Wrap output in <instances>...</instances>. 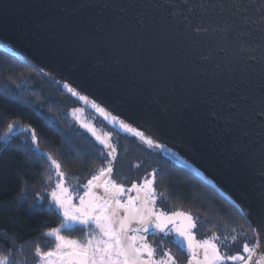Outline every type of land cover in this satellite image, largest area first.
Listing matches in <instances>:
<instances>
[{
	"label": "water",
	"instance_id": "obj_1",
	"mask_svg": "<svg viewBox=\"0 0 264 264\" xmlns=\"http://www.w3.org/2000/svg\"><path fill=\"white\" fill-rule=\"evenodd\" d=\"M262 4L0 0V51L46 77L117 133L215 190L251 226L255 251L249 264H258L264 255ZM241 9L256 23L244 20ZM92 135L112 152L109 137ZM92 191L99 194L100 188ZM177 240L188 248L186 238L178 234ZM197 251L203 259V249Z\"/></svg>",
	"mask_w": 264,
	"mask_h": 264
},
{
	"label": "trees",
	"instance_id": "obj_2",
	"mask_svg": "<svg viewBox=\"0 0 264 264\" xmlns=\"http://www.w3.org/2000/svg\"><path fill=\"white\" fill-rule=\"evenodd\" d=\"M72 100L46 77L0 51V259L6 257L7 264H38V247L43 252L55 248L48 233L65 219L51 195L61 181L52 161L60 165L64 187L72 196L77 179L86 182L89 172L104 161L95 142L71 130L65 110ZM125 138L127 150L147 151L135 139ZM153 154L162 161L156 183L164 201L173 200L177 209L192 217L197 238L217 242L221 252L254 246L251 226L224 198L160 153ZM138 165L133 159L125 163L128 171ZM92 232L88 224H73L59 233L84 242ZM153 248L160 255L156 258H172L175 264H188L191 258L177 239L156 240Z\"/></svg>",
	"mask_w": 264,
	"mask_h": 264
},
{
	"label": "snow or ice",
	"instance_id": "obj_3",
	"mask_svg": "<svg viewBox=\"0 0 264 264\" xmlns=\"http://www.w3.org/2000/svg\"><path fill=\"white\" fill-rule=\"evenodd\" d=\"M235 7L240 8L239 5ZM261 8L264 9V4L261 5ZM243 11L241 9L242 18L249 24H255L256 21L243 15ZM260 19L264 22V15ZM261 31L264 33V23L261 25ZM248 35L251 33L249 32ZM261 38L264 39V35ZM81 99H85V97H81ZM100 111L103 110L100 109ZM123 127L129 131H135L127 124H124ZM136 135L144 138L143 133L136 132ZM97 139L100 138L97 137ZM32 140L36 141L34 132ZM147 143L151 145L153 141L148 139ZM106 146L111 147L110 145ZM114 151L115 149H112V152ZM52 164L55 165L59 176L63 177L64 173L59 171L60 165L55 160L52 161ZM111 172L112 165L109 161L106 169L102 168L99 175L93 176L88 181L85 186L87 191L84 196L79 197V205L72 203V194L69 193L68 188L64 187L63 180L56 184L51 195L56 204L63 209L65 224L61 227H72L75 223L81 225L94 223L98 233L94 230L87 241L81 243L60 235V229H52L48 235L55 236L57 241L55 250L43 252L39 247L36 249V255L43 264H170V258L168 260H153V249L139 233L147 232L149 226L153 224L163 231L168 223L175 226L177 218H183V221H186V223L175 227V231L187 240L188 249L192 252V260L189 261V264H192L193 261L195 264H220L223 260H241L243 264H249L253 260L255 249L249 248L247 244L243 248V251L248 253L245 259L240 255L222 256L217 245L211 240H195L191 230L196 225L192 217L186 213L173 212L171 215H166L164 212L153 211L152 205L156 195L152 187V180H145L139 187L133 184L132 189L137 192V196L129 197L126 203H121L119 197L121 193L125 192L124 187L109 179H101ZM94 187L103 188L104 195L94 193L92 191ZM120 209L124 210L123 216L119 214ZM133 223L136 224V227H132ZM129 232L132 235H129ZM198 249H203V259H198ZM144 253L147 254V259H144ZM0 264H7V258L0 259ZM258 264H264V255H261Z\"/></svg>",
	"mask_w": 264,
	"mask_h": 264
},
{
	"label": "flooded vegetation",
	"instance_id": "obj_4",
	"mask_svg": "<svg viewBox=\"0 0 264 264\" xmlns=\"http://www.w3.org/2000/svg\"><path fill=\"white\" fill-rule=\"evenodd\" d=\"M73 102H70L69 106L67 105L66 110L68 114L69 119V126L72 131H79L83 133L87 138L88 141L95 142V138L93 137L92 133L95 134L100 139H105L107 137L110 138L113 149H115L114 154L115 155H109L101 146H99L97 143L96 145L102 149L103 155H104V161L99 164V166L94 167L91 172H89V177L86 180V182L81 183L79 179H77V183L75 186V191L72 196V203L79 205V197L83 196L85 192L87 191V188L85 187L89 180L92 179L93 176L99 175L100 170L102 168H107L109 161H111L112 165V172L111 174H108L106 176V179H109L111 181H114L118 185H122L125 189V192L120 194V200L121 203H126L129 197H136L134 189H132V185L136 184L138 187L143 185L145 180H152L153 184L152 187L155 191L156 199L154 204L152 205L153 211L155 212H164L166 215H171L173 212H182L179 209L176 208V205L174 204L173 200H169V203L167 201H164L163 192L161 188L159 187V184L156 183L157 175L161 169L162 161L159 160V158L154 157L156 155L153 154V151H131L130 149L127 150L126 148H129V141L125 138L124 135H121L111 129L104 121H102L99 117H97L91 110L81 105L78 101L75 99L72 100ZM87 125V127H85ZM124 149V151L122 150ZM152 152V153H151ZM153 157V158H152ZM128 159L137 160L139 163V167L131 169V171H128V168L125 167V163ZM52 164V163H51ZM79 180V181H78ZM132 189V190H130ZM130 190V191H129ZM99 195H104L103 188H100ZM63 213V209H61ZM188 215V214H187ZM79 224V223H75ZM88 226L94 231L98 233V229H96V226L94 223H89ZM180 226L179 223H175V226L173 224L167 225L163 231H161L158 228L149 227L147 232H140L139 235H142L144 237V240L147 244L151 246L152 249L153 245L156 240L159 239H177L178 233L175 231V227ZM194 235V229L191 230ZM132 235V233H131ZM196 235V234H195ZM195 240L197 241H203V240H211L207 237L197 238L195 236ZM197 238V239H196ZM255 240V238H254ZM212 241V240H211ZM217 245V242L212 241ZM181 244V243H180ZM182 248H187L182 246ZM218 248V245H217ZM244 248V247H243ZM243 248L240 249V251L233 252L232 249L224 250L225 252H220L222 256H232V255H240L243 257H246L247 253L243 251ZM154 251V255L152 257L153 260H158L162 258H156V256L160 257L158 252L156 250ZM191 252V251H190ZM167 254L164 256L166 257ZM144 259H147V254H143ZM163 256V257H164ZM165 260H168L164 258ZM192 259V256L190 260ZM189 260V261H190ZM188 261V263H189ZM239 260L232 261V260H223L220 262V264H236ZM170 264H175V260L170 258Z\"/></svg>",
	"mask_w": 264,
	"mask_h": 264
},
{
	"label": "rangeland",
	"instance_id": "obj_5",
	"mask_svg": "<svg viewBox=\"0 0 264 264\" xmlns=\"http://www.w3.org/2000/svg\"><path fill=\"white\" fill-rule=\"evenodd\" d=\"M63 224H65V222H63ZM62 224V225H63ZM64 228H66V229H71V228H73V226L72 227H60V228H58V229H60V231L62 230V229H64ZM60 234V233H59ZM60 235H62V234H60ZM50 236H52L53 238H54V240H55V245H56V243H57V241H56V239H55V236L54 235H50ZM63 236V235H62ZM67 238V237H66ZM68 239H70V238H68ZM88 239V238H87ZM87 239L84 241V242H86L87 241ZM81 242V241H80ZM84 242H81V243H84ZM54 250H55V248H54ZM53 250V251H54ZM38 264H43V262L41 261V260H39V262H38Z\"/></svg>",
	"mask_w": 264,
	"mask_h": 264
}]
</instances>
